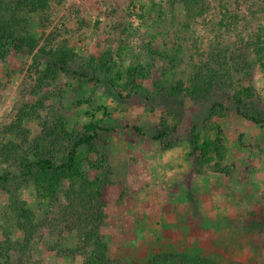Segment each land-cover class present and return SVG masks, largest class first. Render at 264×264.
<instances>
[{"label": "rangeland", "instance_id": "obj_1", "mask_svg": "<svg viewBox=\"0 0 264 264\" xmlns=\"http://www.w3.org/2000/svg\"><path fill=\"white\" fill-rule=\"evenodd\" d=\"M9 22L24 48H0V264H86L77 225L93 200L108 264H264V0H0ZM249 87L259 124L237 112ZM25 105L38 109L12 134ZM90 134L82 179L48 192L27 177Z\"/></svg>", "mask_w": 264, "mask_h": 264}, {"label": "trees", "instance_id": "obj_2", "mask_svg": "<svg viewBox=\"0 0 264 264\" xmlns=\"http://www.w3.org/2000/svg\"><path fill=\"white\" fill-rule=\"evenodd\" d=\"M12 22H9L7 26L9 27L8 30L2 32L0 31V48L6 50L10 46L15 51L20 52L24 48L23 38L17 39L13 29L10 28V24ZM34 48V45L32 46V49ZM66 57H62L60 60H57V64H54L52 69L59 68L60 67H67L70 60L67 58V55H64ZM50 67V68H51ZM225 75H230V71L227 70ZM213 79V78H212ZM214 81L208 85V88L205 89V91H210L214 88ZM255 97L254 90L252 87L244 88L242 91L238 92L236 96L234 97L237 112L239 115L244 117L245 119L252 121L254 123H261V120L257 118L255 115L249 114V110L247 109V101L251 100ZM38 108L36 106H29L25 105L23 108H21L17 114L16 121L13 124V128L11 129L12 134H15L17 132L24 130V125L27 119L33 117L36 113V110ZM214 110V108H213ZM248 110V111H247ZM215 111V110H214ZM140 131V130H138ZM95 136L93 135H85L75 141H73L71 148L69 150L68 156L64 163L62 164H55L54 161L50 159H44L40 158L36 160L35 162H27L23 165V169L26 171V175L28 178H32L34 181H36L41 187L43 185L48 186V192H54L56 190L57 184L61 182V180L65 177L68 179H71L72 181L75 179H82L81 175V169H80V148L84 146L92 145V141ZM35 171H37L35 173ZM5 179V178H4ZM6 180V179H5ZM75 194L78 198L81 205H83V197L88 195L89 198H91L87 188H84L82 190H78L76 192L75 189H72L70 194ZM73 197V196H72ZM75 198V197H74ZM97 200H93L90 202L92 204L91 209H86L83 207L79 208V220L78 221V233L81 240V245L83 247L90 248V253L88 252V258L86 264H108L109 259L107 258V249L105 245L102 243V241L99 239L98 234L101 228L102 219H104V216L102 214V208H98V204L96 203ZM100 207V206H99ZM75 208V207H74ZM84 210V212H83ZM96 210L97 213H96ZM23 212V218L27 220L28 223H23L22 227L24 228V231L26 233V239H25V245H31L34 235L36 233V227L31 222L29 214L23 209L21 210ZM10 242L2 243L0 244V257L1 253L5 252L8 253L10 249ZM81 246V247H82ZM144 264H219L218 262L214 261L213 259L206 258L203 256H200L198 254H191V253H168V254H161L156 255L150 258L146 263Z\"/></svg>", "mask_w": 264, "mask_h": 264}]
</instances>
